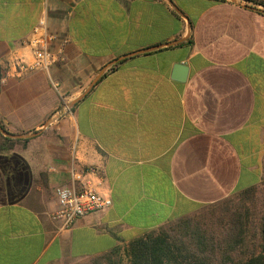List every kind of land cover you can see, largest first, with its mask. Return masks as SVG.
Instances as JSON below:
<instances>
[{"label": "crops", "instance_id": "1", "mask_svg": "<svg viewBox=\"0 0 264 264\" xmlns=\"http://www.w3.org/2000/svg\"><path fill=\"white\" fill-rule=\"evenodd\" d=\"M41 20L53 62L18 75ZM0 128L26 140L0 151V264L123 257L264 182V15L229 0H0ZM85 167L111 207L59 232L54 191Z\"/></svg>", "mask_w": 264, "mask_h": 264}, {"label": "trees", "instance_id": "2", "mask_svg": "<svg viewBox=\"0 0 264 264\" xmlns=\"http://www.w3.org/2000/svg\"><path fill=\"white\" fill-rule=\"evenodd\" d=\"M223 1V0H217ZM0 151L18 141L0 134ZM256 190L235 194L208 212L128 243L124 256H107L85 264H264V182Z\"/></svg>", "mask_w": 264, "mask_h": 264}, {"label": "built area", "instance_id": "3", "mask_svg": "<svg viewBox=\"0 0 264 264\" xmlns=\"http://www.w3.org/2000/svg\"><path fill=\"white\" fill-rule=\"evenodd\" d=\"M237 1L245 6L256 9L264 15V0H229ZM37 35L30 43L32 45V62L26 64L17 61L14 65L18 75L34 70L47 71L53 58L48 51L51 41L46 31L45 21L41 20L33 31ZM53 88L56 86L53 84ZM97 171L93 167H85L80 170L71 168L70 186L58 187L54 194L56 197V209L50 215V221L57 226V231L67 232L74 223L91 213L103 212L111 207V199L99 190L94 180Z\"/></svg>", "mask_w": 264, "mask_h": 264}, {"label": "water", "instance_id": "4", "mask_svg": "<svg viewBox=\"0 0 264 264\" xmlns=\"http://www.w3.org/2000/svg\"><path fill=\"white\" fill-rule=\"evenodd\" d=\"M173 69H174V74H175V76L172 77L173 80L183 82L185 80V77H186V67H183L180 64H176ZM0 133L4 137H9V138H13V139L20 138L19 136H10L2 128H0Z\"/></svg>", "mask_w": 264, "mask_h": 264}, {"label": "rangeland", "instance_id": "5", "mask_svg": "<svg viewBox=\"0 0 264 264\" xmlns=\"http://www.w3.org/2000/svg\"><path fill=\"white\" fill-rule=\"evenodd\" d=\"M236 196V195H235ZM258 204L261 202V198H262V187H259L257 190H256V196H255ZM225 201H234L235 202V197H232V198H229ZM221 205V204H220ZM218 205V206H220ZM218 206H215L218 207ZM213 209L212 207H209L207 208L206 210H204L202 213H200L199 216H208V212H210V210ZM198 217V216H197Z\"/></svg>", "mask_w": 264, "mask_h": 264}]
</instances>
